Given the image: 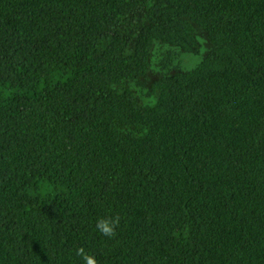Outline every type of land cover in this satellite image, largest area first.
<instances>
[{"label": "trees", "instance_id": "obj_1", "mask_svg": "<svg viewBox=\"0 0 264 264\" xmlns=\"http://www.w3.org/2000/svg\"><path fill=\"white\" fill-rule=\"evenodd\" d=\"M79 247L264 264V0H0V264Z\"/></svg>", "mask_w": 264, "mask_h": 264}, {"label": "clouds", "instance_id": "obj_2", "mask_svg": "<svg viewBox=\"0 0 264 264\" xmlns=\"http://www.w3.org/2000/svg\"><path fill=\"white\" fill-rule=\"evenodd\" d=\"M118 224L119 217L101 218L98 219L96 223V228L102 235L111 238L115 236V227ZM76 254L82 258L84 264H97L96 259L92 255L87 254L84 247L77 248Z\"/></svg>", "mask_w": 264, "mask_h": 264}, {"label": "rangeland", "instance_id": "obj_3", "mask_svg": "<svg viewBox=\"0 0 264 264\" xmlns=\"http://www.w3.org/2000/svg\"><path fill=\"white\" fill-rule=\"evenodd\" d=\"M191 60L188 61V64L186 65L187 67H191L195 63V59L190 58Z\"/></svg>", "mask_w": 264, "mask_h": 264}]
</instances>
